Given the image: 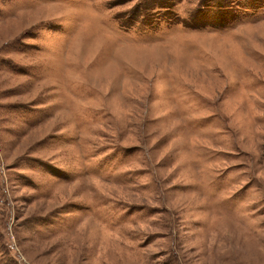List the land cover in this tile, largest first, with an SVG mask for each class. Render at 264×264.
I'll return each instance as SVG.
<instances>
[{
  "label": "rangeland",
  "instance_id": "rangeland-1",
  "mask_svg": "<svg viewBox=\"0 0 264 264\" xmlns=\"http://www.w3.org/2000/svg\"><path fill=\"white\" fill-rule=\"evenodd\" d=\"M0 264H264V0H0Z\"/></svg>",
  "mask_w": 264,
  "mask_h": 264
}]
</instances>
